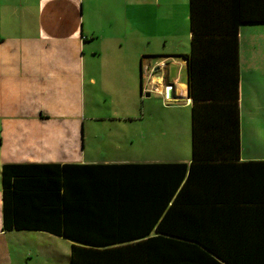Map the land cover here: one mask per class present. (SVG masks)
Masks as SVG:
<instances>
[{
  "label": "trees",
  "instance_id": "16d2710c",
  "mask_svg": "<svg viewBox=\"0 0 264 264\" xmlns=\"http://www.w3.org/2000/svg\"><path fill=\"white\" fill-rule=\"evenodd\" d=\"M263 9L189 0V163L4 164L3 231L66 239L70 264H264V161H240L239 109V25Z\"/></svg>",
  "mask_w": 264,
  "mask_h": 264
},
{
  "label": "rangeland",
  "instance_id": "374dc122",
  "mask_svg": "<svg viewBox=\"0 0 264 264\" xmlns=\"http://www.w3.org/2000/svg\"><path fill=\"white\" fill-rule=\"evenodd\" d=\"M93 7L99 8L98 0ZM78 11L80 13V7ZM97 14V19L101 20V9ZM85 17L82 30L87 33L90 30L87 26V13ZM98 30V34L108 32L107 28ZM249 30L244 29V32ZM61 41L51 44V54L57 60L51 69L53 74L61 76V87L56 93H49V105L45 109L48 114L58 117L42 123L43 128L38 122L26 124L29 138L17 139L14 134L22 131V123L17 122V116L12 110L6 111L2 135L6 153L17 148L13 152L21 158L32 157L39 162H190L191 105L190 102L186 104L185 97L164 100L162 95L156 93H150L147 97L145 83L136 90L135 82L139 85L140 77L138 61L135 74L133 72V89H130L131 80L128 88L124 86L125 80L129 79L128 70L131 71L132 67L122 69V65L128 61L119 57L117 50L112 51L114 47L111 48L104 40L97 39L84 44L81 42L79 48L72 41ZM242 44L241 50L249 58L248 68H255L257 65L254 58L261 64L264 63L259 49H256L258 57H254L249 53L247 44ZM189 53L190 51L187 55ZM164 58L174 59L160 56L148 61L146 58L144 64L153 65ZM79 59V68H72L71 65L78 63ZM60 63L67 68L66 73L75 75L63 76ZM180 67L169 60L168 74L175 73L180 82L185 83L187 73L185 69L179 71ZM241 68L245 74L244 63ZM255 70L264 93V70L259 67ZM166 71L158 73L164 75ZM79 73L84 76L80 86L65 85L74 81ZM243 84L242 157L259 159L264 157V123L258 119V116L264 115V101L254 102L251 86L248 88L245 81ZM38 88L33 93L36 94ZM47 88L54 89L55 86L47 85ZM63 96L66 102L61 101ZM259 108L263 109L257 112ZM71 244L66 239L38 232L5 235L0 237V264H70Z\"/></svg>",
  "mask_w": 264,
  "mask_h": 264
},
{
  "label": "crops",
  "instance_id": "0c3cea01",
  "mask_svg": "<svg viewBox=\"0 0 264 264\" xmlns=\"http://www.w3.org/2000/svg\"><path fill=\"white\" fill-rule=\"evenodd\" d=\"M98 2L99 8L95 9L93 5L96 0H0V237L34 232H4L2 229V166L13 163H67L49 160L39 162L32 157L21 158L13 152L17 151V148L6 153L2 140L4 114L8 110L16 114L19 124L22 123L20 127L22 131L14 134L17 139L27 136L26 139L29 138V124L38 122L43 128L42 123L58 117V115L48 114L45 110L49 105L47 103L49 93L51 91L56 93L61 87V76L53 74L51 69L54 61L57 62L51 54V44L54 41L65 39L66 42L72 41L73 45L77 44L79 48L81 42L84 44L97 39L104 40L111 48L114 47L112 51L117 50L118 56L128 61V67L127 63H124L122 69L132 67L131 71L128 70L129 79L124 82V86L128 88L129 80L132 81L130 89H133V72L135 74L136 61H138L137 66H139L140 73L141 65L144 64L146 58L150 61L160 56L172 57L181 66L179 71L185 69L187 73V64L183 55H187L190 51L191 42L189 0H98ZM259 2L264 7V0H259ZM78 7H80V13ZM99 9H101V20L97 19ZM86 13L88 15L87 26L90 28L87 33L82 30ZM95 14H97L96 18ZM98 28L101 31L107 28L108 32H105L106 35L104 32L98 34ZM244 29L250 30L244 32ZM242 42L247 44L252 56L258 57L256 49H259V55L264 57V23L239 25L240 161H264V157L259 159L242 157L243 82L245 81L248 88L251 86L254 102L264 101V93L255 70L257 67L264 70V63L261 64L258 59L254 58L257 65L255 68H248L249 58L241 50ZM101 49L103 50V47ZM142 59H144L143 62ZM80 63L81 59L71 66L74 69L77 66L79 68ZM242 63L246 65L245 74L242 73ZM60 66L63 76L75 75L66 73L67 68L63 63H60ZM83 78L82 73H79L74 81L65 83V85L80 86ZM175 81L177 84L173 88V99L185 97L186 104L191 103L187 94V80L185 83L180 82L179 77L175 76V73L169 75L168 70L164 75L156 73L151 83L146 82L141 75L139 85L135 83L136 90L144 83L146 84L144 90L148 91L146 94L148 97L152 88L155 87L157 89L155 93L160 95L165 85L173 84ZM153 82H156V86ZM52 84L55 88L48 89L47 85L52 86ZM36 87L39 88L35 94L33 91ZM61 101L66 102L65 96L61 98ZM262 109L259 108L257 112ZM258 119L264 123V115L258 116Z\"/></svg>",
  "mask_w": 264,
  "mask_h": 264
},
{
  "label": "built area",
  "instance_id": "2783aa9c",
  "mask_svg": "<svg viewBox=\"0 0 264 264\" xmlns=\"http://www.w3.org/2000/svg\"><path fill=\"white\" fill-rule=\"evenodd\" d=\"M171 60L174 63H176V61L174 59H161L158 62H155V64L153 65H149V64H142L141 68H140V75L141 77L146 81V82H150L152 78L156 75V73H158L159 71H165L167 69L168 66V61ZM154 85L156 86V82H153ZM177 84V82L175 81L173 84H168L165 85L163 88V91L160 95L163 96L164 100H171L173 99V88L175 87V85ZM143 91V90H142ZM146 91V90H144ZM157 91V89L154 87L152 88V91H149L150 93H155ZM148 92V91H146ZM147 94V93H146Z\"/></svg>",
  "mask_w": 264,
  "mask_h": 264
}]
</instances>
